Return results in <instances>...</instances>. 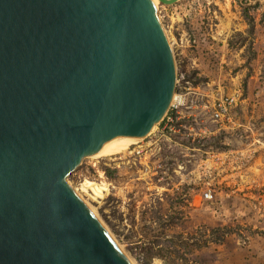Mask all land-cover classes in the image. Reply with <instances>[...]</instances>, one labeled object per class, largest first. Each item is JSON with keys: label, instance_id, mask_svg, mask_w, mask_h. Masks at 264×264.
I'll list each match as a JSON object with an SVG mask.
<instances>
[{"label": "water", "instance_id": "obj_1", "mask_svg": "<svg viewBox=\"0 0 264 264\" xmlns=\"http://www.w3.org/2000/svg\"><path fill=\"white\" fill-rule=\"evenodd\" d=\"M175 78L151 0H0V264H130L66 179L158 124Z\"/></svg>", "mask_w": 264, "mask_h": 264}, {"label": "rangeland", "instance_id": "obj_2", "mask_svg": "<svg viewBox=\"0 0 264 264\" xmlns=\"http://www.w3.org/2000/svg\"><path fill=\"white\" fill-rule=\"evenodd\" d=\"M155 5L185 102L178 123L84 157L66 180L103 184L84 198L133 264H264V0ZM232 95L234 125L220 127L209 105Z\"/></svg>", "mask_w": 264, "mask_h": 264}, {"label": "built area", "instance_id": "obj_3", "mask_svg": "<svg viewBox=\"0 0 264 264\" xmlns=\"http://www.w3.org/2000/svg\"><path fill=\"white\" fill-rule=\"evenodd\" d=\"M171 101L173 102H171V106L168 110V113L165 114L162 118V122H164L163 127L165 128L164 132L166 133L167 131H171V129H168V127L166 128V125L171 126L174 120H178L180 118L179 114L182 105L185 103L183 95H178V98L176 100L172 99ZM235 104L236 99L234 95L226 97L220 96L218 98L213 99L208 108V113L210 115L211 121L218 124L220 127H226L227 125L233 126L234 121L231 118L230 109L234 107ZM222 155L224 154H212L211 156L215 162H218L220 160V156ZM200 199L204 201H210L212 199L211 189L206 188L202 193Z\"/></svg>", "mask_w": 264, "mask_h": 264}, {"label": "bare ground", "instance_id": "obj_4", "mask_svg": "<svg viewBox=\"0 0 264 264\" xmlns=\"http://www.w3.org/2000/svg\"><path fill=\"white\" fill-rule=\"evenodd\" d=\"M154 9L156 10V3L154 0H151ZM164 30V29H163ZM170 51H171V55L173 57V49H172V45H171V40L168 37L167 33L164 31ZM178 96L175 95V93L173 92V96L172 99H177ZM173 102V101H171ZM171 102L169 105V108L171 106ZM168 108V110H169ZM168 113V112H167ZM166 113V114H167ZM155 126V125H154ZM153 126V127H154ZM153 127H151L148 131L141 133V134H136L120 143H118L117 145L109 148L107 151H105L102 155H107L110 154L112 152H114L115 150H117L118 148L133 143L134 141L138 142L139 140L143 139L150 130L153 129ZM148 132V133H147ZM147 133V134H146ZM144 136V137H143ZM101 155V156H102ZM67 184L69 185V187L72 189V191L77 195V197L82 201V203L87 207V209L91 212V214L96 218V220L99 222V224L102 226V228L107 232V234L110 236V238L113 240V242L115 243L116 247L118 248V250L121 252V254L126 258V260L130 263L133 264V262L130 260V258L128 257V255H126V253L123 251L122 246L113 238V236L110 234V232L107 230L105 224L101 221V219L99 218V216L97 215L96 211L94 210V208L91 207V205L89 204V202L87 201V199L84 198V196H88L91 199H93V197L95 198L97 195H100L101 191H105L106 188H103L102 185L103 184H96L90 180L85 179L78 187H74L71 185V183L66 180ZM99 197H102V195H100Z\"/></svg>", "mask_w": 264, "mask_h": 264}, {"label": "trees", "instance_id": "obj_5", "mask_svg": "<svg viewBox=\"0 0 264 264\" xmlns=\"http://www.w3.org/2000/svg\"><path fill=\"white\" fill-rule=\"evenodd\" d=\"M176 123H178V121L173 122V124H175V125H176ZM167 133H170V132L167 131ZM129 146H132V144H129Z\"/></svg>", "mask_w": 264, "mask_h": 264}]
</instances>
